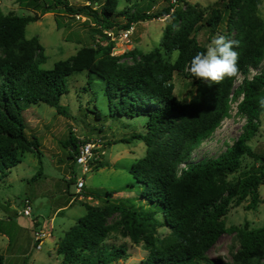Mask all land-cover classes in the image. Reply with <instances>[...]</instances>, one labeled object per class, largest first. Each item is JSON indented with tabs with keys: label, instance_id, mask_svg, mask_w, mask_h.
<instances>
[{
	"label": "trees",
	"instance_id": "obj_1",
	"mask_svg": "<svg viewBox=\"0 0 264 264\" xmlns=\"http://www.w3.org/2000/svg\"><path fill=\"white\" fill-rule=\"evenodd\" d=\"M258 1L226 0L223 4L227 22L236 31L233 40L239 42L234 49L239 53V72L250 66L257 68L264 58V21L257 13ZM17 2L34 14L0 11V50L3 52L0 56V179L7 176L27 151L35 152L40 164L33 178L42 174L40 142L35 134L26 132L24 109L28 104L45 103L64 115L60 97L68 91L66 79L74 72L85 70L88 75L104 80L103 91L111 115L146 116L145 133H133L117 141L141 139L146 144L145 154L129 166L128 172L141 186L140 196L147 206L129 205L130 197H112L124 189L106 190L100 207L83 202L85 213L64 232L56 245L57 254L62 256L60 264H109L124 256V245H109L105 241L115 229L107 222L108 216L113 214L118 216L122 234L135 244L142 242L147 249L138 264H250L264 248V227H249L246 223L227 225L225 217L231 207L246 202L245 209H255L261 201L259 187L264 184V154L256 152L249 141L260 126L262 108L258 101L264 98V68L251 79H244L235 89V77L212 87L192 77L187 71L190 61L197 52L206 51V47L198 46L192 35L199 13L191 7L182 10L173 8L174 4L170 3L152 14L127 9L122 11L125 22L118 24L114 17L119 0H85L88 4L77 7L67 0ZM55 11L91 17L95 25L91 36L97 38L94 45L81 46L73 55L44 69L40 67L45 59L43 46L35 36L27 39L25 30L28 23ZM165 15L171 19L164 30L166 56L175 49L181 53L174 64L168 57L165 60L157 49L147 53L136 49L120 55L111 53L114 43L105 30L126 29L131 23ZM221 20V10L214 9L206 19L211 32ZM135 55H139V60L133 64H120L122 57ZM175 73L196 84V92L187 102L174 94ZM239 95L237 109L246 122L236 141L215 157L188 161L192 150L210 136L227 115L230 98L236 99ZM95 116L101 117L97 107ZM79 142L72 130L61 141L69 148L68 157L73 162ZM244 158L258 161V169L243 166ZM180 164L185 167L179 169ZM105 165L97 161L92 167ZM235 173L233 180L226 181L229 174ZM74 178L73 171L67 180L68 187ZM154 203L161 207L162 220L157 217L159 210L151 207ZM162 225H167L171 233L159 239L157 228ZM18 227L12 217L0 218V234L9 240L7 248ZM225 233L239 237L235 260H208L206 251ZM0 264H5L1 253Z\"/></svg>",
	"mask_w": 264,
	"mask_h": 264
},
{
	"label": "rangeland",
	"instance_id": "obj_2",
	"mask_svg": "<svg viewBox=\"0 0 264 264\" xmlns=\"http://www.w3.org/2000/svg\"><path fill=\"white\" fill-rule=\"evenodd\" d=\"M67 1L74 7L88 4L85 0ZM225 1L119 0L114 20L118 24L124 23L126 19L122 11L127 9L128 11L146 10L152 14L161 11L170 3L174 4L173 8L182 10L191 7L199 13V21L192 35L198 46L206 47L216 34L224 35L230 40L235 37L234 26L227 22V13L222 11ZM214 9L221 10L222 20L215 31L211 32L206 19ZM0 11L3 14H34L33 10L20 6L17 0H0ZM257 13L264 21V0L258 1ZM170 21V17L165 15L135 23V29L129 41L123 43L124 51L117 55L132 49L141 53L157 49L163 58L168 57L171 61V55L166 56L164 49V30ZM94 27L91 17L74 16L66 12H47L38 20L27 24L25 36L27 39L33 36L38 38L45 56L40 67L50 69L54 62L68 58L81 46L94 45V39L97 38V36H91V30ZM0 56H3L1 50ZM137 60L139 55L125 56L120 59V64L131 65ZM261 68H264V58L257 68L250 66L245 71L239 72L233 81V88L241 85L244 79H251ZM66 81L68 91L60 97L64 115L45 103L28 104L24 109L26 132L28 135L35 134L40 142L42 174L33 178L40 164L35 152L27 151L21 157V161L10 169L7 176L0 179V218L10 216L14 221L17 218L23 223L34 220L30 225L31 228H24L19 232L13 231V240L9 248H7L8 237L0 234V253L5 257V264H60L62 256L55 250L59 239L85 213L82 203L88 202L100 207V202L106 197V190L124 189L114 193L112 197L116 199L130 197L129 205L147 206L140 196L141 186L128 172L129 166L145 154L146 144L141 139H133L130 142L117 141L133 133H145L146 116L142 114L133 117L111 115L108 99L103 91L104 80L95 75H88L85 70L72 73ZM172 82L174 94L182 102L189 101L196 92V84L192 79L175 73ZM240 99L241 95L236 99L230 98L227 115L210 136L192 150L188 161L215 157L236 141L246 122L245 116L237 109ZM95 106L101 111L100 118L95 116ZM259 124V129L249 144L256 152L264 154V109L260 112ZM69 130H72L80 141L94 142L96 158L92 161L93 163L97 161L106 163L104 167H92L83 175L85 184L79 194L76 192V178L82 176L81 171L68 157L69 148L61 143L68 137ZM114 140L117 142L110 143ZM242 165L258 169L259 162L244 158ZM184 167V164L179 165V169ZM73 171L76 178L68 187L67 180ZM236 174H229L226 181L233 180ZM259 193L261 201L255 209H245L246 202L231 207L225 217L226 224L242 226L246 223L249 227H264V184L260 185ZM25 198H28L31 203V213L28 216L19 214ZM59 206H65V208L55 213ZM151 207L159 210L157 217L162 220L160 205L154 203ZM117 221L116 214L108 216L107 222L113 224L115 229L110 232L105 241L109 245H124L126 253L109 264H138L146 256L147 249L142 242L135 244L124 236L122 227L117 224ZM37 229H41L44 233L39 247L35 244L33 236V231ZM170 233L171 230L167 225L157 228L159 239L165 238ZM238 249V235L225 233L206 251L205 257L211 261H234ZM250 264H264V248L250 261Z\"/></svg>",
	"mask_w": 264,
	"mask_h": 264
},
{
	"label": "clouds",
	"instance_id": "obj_3",
	"mask_svg": "<svg viewBox=\"0 0 264 264\" xmlns=\"http://www.w3.org/2000/svg\"><path fill=\"white\" fill-rule=\"evenodd\" d=\"M238 46V41L216 34L207 44L206 51L197 52L191 59L187 71L192 77L208 87L218 85L226 78L237 77L239 74V53L234 49ZM180 55L179 49L173 50L170 62L174 64ZM167 59L165 57V60ZM258 103L264 109V98H261Z\"/></svg>",
	"mask_w": 264,
	"mask_h": 264
},
{
	"label": "built area",
	"instance_id": "obj_4",
	"mask_svg": "<svg viewBox=\"0 0 264 264\" xmlns=\"http://www.w3.org/2000/svg\"><path fill=\"white\" fill-rule=\"evenodd\" d=\"M172 2L175 0H171ZM135 23H131L128 28L114 30L108 29L104 32L109 37V40L114 43L111 53L117 55L124 51L123 43L129 41L131 34L134 32ZM118 43H121L120 45ZM96 158L94 151V142L92 140L80 141L77 145V153L74 159L77 167L80 169L82 176L76 178V192L79 194L84 187L85 179L83 175L92 168L91 162ZM81 197V195H79ZM31 213V203L28 198L23 199L22 201V210L19 211V214L28 216ZM43 231L37 229L33 231V236L36 241L37 246H40V241L43 238Z\"/></svg>",
	"mask_w": 264,
	"mask_h": 264
},
{
	"label": "crops",
	"instance_id": "obj_5",
	"mask_svg": "<svg viewBox=\"0 0 264 264\" xmlns=\"http://www.w3.org/2000/svg\"><path fill=\"white\" fill-rule=\"evenodd\" d=\"M62 208H65V206H59V207L55 210V213H56V212H59V211L61 212V211H62V210H61ZM7 217H8V216H7ZM7 217H6V218H7ZM2 218H4V217H2ZM33 221H34V220H32V221H30V222H28V223H23V222L18 221V219L16 218V219H15V222H16V223L18 224V226H19V227H18V232L24 230V228H27V229H28V228H31L30 225H31V223H32Z\"/></svg>",
	"mask_w": 264,
	"mask_h": 264
},
{
	"label": "water",
	"instance_id": "obj_6",
	"mask_svg": "<svg viewBox=\"0 0 264 264\" xmlns=\"http://www.w3.org/2000/svg\"><path fill=\"white\" fill-rule=\"evenodd\" d=\"M19 201V199L17 200V202Z\"/></svg>",
	"mask_w": 264,
	"mask_h": 264
}]
</instances>
